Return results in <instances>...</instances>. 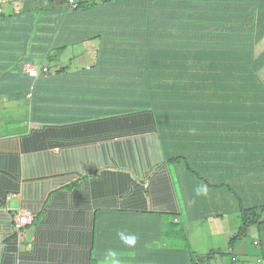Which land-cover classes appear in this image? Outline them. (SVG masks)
Instances as JSON below:
<instances>
[{
    "label": "crops",
    "instance_id": "0c3cea01",
    "mask_svg": "<svg viewBox=\"0 0 264 264\" xmlns=\"http://www.w3.org/2000/svg\"><path fill=\"white\" fill-rule=\"evenodd\" d=\"M82 1L76 9L68 0H0V264H190L191 247L200 255L227 248L234 202L202 181L191 186L167 161L155 112L112 86L140 78L131 77L135 66L151 59L140 51L143 36H203L213 31L205 19L219 22V11L207 17L203 0ZM162 2L177 16L157 12ZM65 52L72 56L61 60ZM125 96L123 107L109 108ZM200 155L198 144L189 162ZM23 212L33 219L17 236ZM195 220L217 221L212 241ZM166 223H180L190 245L164 235ZM237 248L244 263L260 257L250 243Z\"/></svg>",
    "mask_w": 264,
    "mask_h": 264
},
{
    "label": "trees",
    "instance_id": "16d2710c",
    "mask_svg": "<svg viewBox=\"0 0 264 264\" xmlns=\"http://www.w3.org/2000/svg\"><path fill=\"white\" fill-rule=\"evenodd\" d=\"M203 1L207 12L200 11L207 17L216 16L219 11V22L213 20L216 18L204 21L206 27L212 28L211 34L184 37L173 32L170 37H164L162 33L143 36L146 47L140 46V51L144 50V55L151 59H146L148 62L143 66L141 63L135 66L131 77L137 75L140 78L132 77L129 82L112 86H116L114 90L118 92L131 93L132 90L135 95L130 99L144 105L138 107L155 112L157 138L165 149L167 161L183 168L188 181L193 184L191 186L202 181L206 188L227 194L223 202H234L228 203V212L235 214L241 225L229 237L227 248L200 255L190 246V264H204L210 256L222 253L230 254L227 262L234 256L244 263L233 254L234 247L241 243V237L253 225L258 229L257 238L251 242L260 255L253 263L256 264L259 259L264 260V52L256 56V51H240L238 48L243 47L240 43L249 36L255 45L264 37V0ZM76 2V9L84 3L82 0ZM218 5L219 10H216ZM156 6V11L164 15L178 14L177 10L173 12L174 7L170 9L169 2ZM149 13L154 15L152 11ZM234 17V21H227V18L232 20ZM129 18L127 16L124 21L130 22ZM165 24L163 22L162 26ZM158 26L153 25L152 29H158ZM112 28L116 27L108 29ZM196 40L202 42L198 48ZM60 72L67 73V67ZM141 75L145 78L149 75L154 81L147 83L141 80ZM117 98L116 101L109 100V104H115L109 108L124 106L127 96ZM227 128V135H219L226 133ZM198 144L202 145V156L191 164L189 156L195 155ZM191 186H185L189 198ZM228 197L230 199L226 201ZM209 215L213 213L204 216L208 218ZM166 224L164 235L179 238L182 245L189 244L188 235L180 223ZM15 230L14 235L18 236L21 229Z\"/></svg>",
    "mask_w": 264,
    "mask_h": 264
},
{
    "label": "rangeland",
    "instance_id": "374dc122",
    "mask_svg": "<svg viewBox=\"0 0 264 264\" xmlns=\"http://www.w3.org/2000/svg\"><path fill=\"white\" fill-rule=\"evenodd\" d=\"M4 8L8 9L9 8V4H6V5L4 4ZM242 31H244V30H242ZM245 33H246V31H245ZM255 44L256 43L254 42V40L251 38V36H249V37H247V39L245 41H243V43H240V45H242L243 47L242 48H238V49H241L240 51H247V50L251 49L254 52L255 51L257 52L256 56H260L262 54V52H264V37L261 38V41H260L259 44H257V45H255ZM238 46H239V43H238ZM236 52H238V51H236ZM71 56L72 55L70 54V52H65L61 56V60H68ZM0 125L3 126V124H0ZM5 127L9 128L8 125L5 126ZM227 220H229V222H230V229H231V226L233 224L236 225V227H238L239 224L241 225L240 219H236V217H227ZM214 223H217V221H215V220H212V221L206 220L205 223H203V221H201V220L200 221L195 220V221H193L192 225H194L195 227L199 226L198 229H197V231H198L197 234H201V236L203 237V240L206 241V242H209V241H212L211 238H208V237H210L209 233L213 229ZM22 229H23V227H22ZM29 229H31V228H29ZM23 230H25V229H23ZM236 231H237V228H236L235 232ZM257 236H258L257 227L254 226V225L250 226L247 229L246 235L241 237V244H237L234 247V251L238 252L239 248H237V247L240 246V245L244 246L247 243L251 244L253 239L257 238ZM216 244L217 243H215V245ZM219 245H220V243H219ZM221 248H223V246ZM228 258H229V256L226 253H222L221 255H219V256H217L215 258H210L209 260L208 259L205 260L204 264H226V262L228 261ZM100 262H101V259L98 260L97 264H100ZM117 262H116V264H130V263L126 262V261H124V263H121V262L117 263ZM252 262L255 263L256 261L255 262L252 261ZM103 264H111V263H110V261L109 262L107 261V262H104Z\"/></svg>",
    "mask_w": 264,
    "mask_h": 264
},
{
    "label": "built area",
    "instance_id": "2783aa9c",
    "mask_svg": "<svg viewBox=\"0 0 264 264\" xmlns=\"http://www.w3.org/2000/svg\"><path fill=\"white\" fill-rule=\"evenodd\" d=\"M68 3L72 6L75 7L77 5L76 0H68ZM3 12V7L0 5V13ZM27 71L29 74L33 75L37 72V69L33 66H29L27 68ZM33 219V216L28 213V212H23V213H18L17 215V219L15 222V228L16 229H21L23 226H25L26 224L30 223ZM226 264H244V263H240L236 257H232L231 260L229 262H227ZM256 264H264V260L259 259L258 262Z\"/></svg>",
    "mask_w": 264,
    "mask_h": 264
}]
</instances>
